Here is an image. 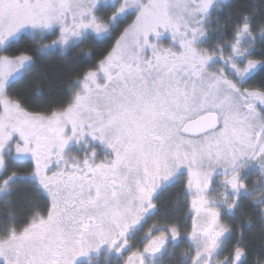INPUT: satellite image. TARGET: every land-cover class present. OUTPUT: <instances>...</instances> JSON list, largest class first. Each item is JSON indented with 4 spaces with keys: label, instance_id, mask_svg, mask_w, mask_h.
Instances as JSON below:
<instances>
[{
    "label": "snow or ice",
    "instance_id": "snow-or-ice-1",
    "mask_svg": "<svg viewBox=\"0 0 264 264\" xmlns=\"http://www.w3.org/2000/svg\"><path fill=\"white\" fill-rule=\"evenodd\" d=\"M180 245L264 264V0H0V264Z\"/></svg>",
    "mask_w": 264,
    "mask_h": 264
},
{
    "label": "flooded vegetation",
    "instance_id": "flooded-vegetation-1",
    "mask_svg": "<svg viewBox=\"0 0 264 264\" xmlns=\"http://www.w3.org/2000/svg\"><path fill=\"white\" fill-rule=\"evenodd\" d=\"M175 196V189L170 190L168 192L161 194V200L164 201L166 204H171L172 199ZM182 210V206L181 209ZM185 245H180L178 248L174 250L172 254H165L161 260L160 264H178L179 260L181 259V251ZM252 258H250L251 261Z\"/></svg>",
    "mask_w": 264,
    "mask_h": 264
},
{
    "label": "trees",
    "instance_id": "trees-1",
    "mask_svg": "<svg viewBox=\"0 0 264 264\" xmlns=\"http://www.w3.org/2000/svg\"><path fill=\"white\" fill-rule=\"evenodd\" d=\"M261 261L264 262V257H261Z\"/></svg>",
    "mask_w": 264,
    "mask_h": 264
}]
</instances>
